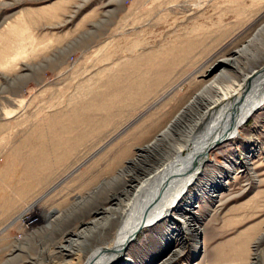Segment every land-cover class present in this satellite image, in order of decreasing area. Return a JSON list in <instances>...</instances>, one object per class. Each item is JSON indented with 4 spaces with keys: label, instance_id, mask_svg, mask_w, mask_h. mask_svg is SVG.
Returning a JSON list of instances; mask_svg holds the SVG:
<instances>
[{
    "label": "rangeland",
    "instance_id": "rangeland-1",
    "mask_svg": "<svg viewBox=\"0 0 264 264\" xmlns=\"http://www.w3.org/2000/svg\"><path fill=\"white\" fill-rule=\"evenodd\" d=\"M263 22L264 0H0V264L70 259L57 244L126 185L209 67L249 44L242 73L222 74L234 90L264 65ZM208 154L189 190L224 183L193 201L201 254L189 244L171 264H264V106ZM116 226L94 232L77 264ZM169 229L142 228L133 264L178 248Z\"/></svg>",
    "mask_w": 264,
    "mask_h": 264
},
{
    "label": "bare ground",
    "instance_id": "bare-ground-1",
    "mask_svg": "<svg viewBox=\"0 0 264 264\" xmlns=\"http://www.w3.org/2000/svg\"><path fill=\"white\" fill-rule=\"evenodd\" d=\"M261 27L264 31V22ZM248 45H241L209 67L210 80L140 148L139 157L130 161L125 170L126 185L110 195L108 205L92 211L94 218L65 233L57 248L70 259L54 264L79 263L84 257L85 241L114 219V238L86 255L82 264H133L126 253L127 246L142 228L163 219H169L168 238L177 242L178 248L171 249L158 264H171L189 244L194 245L195 255L201 254L202 230L195 224L193 201L207 194L217 196L218 185L224 182L216 177L211 184L193 192L189 188L197 185L203 164L210 160L208 151L236 137L248 117L264 106V65L251 76H243L234 90L222 81V74L230 68L242 73L240 59ZM249 156L244 162H249Z\"/></svg>",
    "mask_w": 264,
    "mask_h": 264
}]
</instances>
